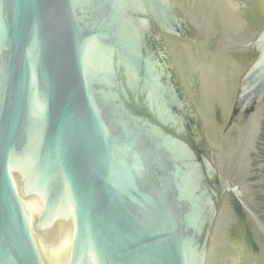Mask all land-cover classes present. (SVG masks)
<instances>
[{
  "label": "water",
  "instance_id": "1",
  "mask_svg": "<svg viewBox=\"0 0 264 264\" xmlns=\"http://www.w3.org/2000/svg\"><path fill=\"white\" fill-rule=\"evenodd\" d=\"M0 264H264V0H0Z\"/></svg>",
  "mask_w": 264,
  "mask_h": 264
}]
</instances>
